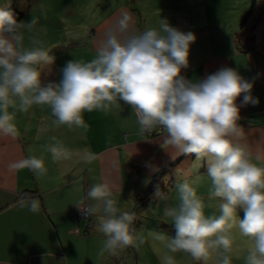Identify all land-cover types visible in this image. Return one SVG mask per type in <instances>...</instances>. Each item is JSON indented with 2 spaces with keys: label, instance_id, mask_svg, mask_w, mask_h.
Masks as SVG:
<instances>
[{
  "label": "clouds",
  "instance_id": "1",
  "mask_svg": "<svg viewBox=\"0 0 264 264\" xmlns=\"http://www.w3.org/2000/svg\"><path fill=\"white\" fill-rule=\"evenodd\" d=\"M38 20L17 22L10 4L0 6V135L17 137V112L33 106L49 108L53 124L87 130L84 113L108 114L132 106L139 132L163 129L165 142L182 155L209 159L210 198H219V215H206L203 199L188 182L177 184L178 204L164 207L175 236L153 232L165 242V264H174L175 253H186L192 260L207 264H232L233 229L252 241L245 264H264V166L254 163L248 147L241 143L244 130L238 123L240 106L256 105L252 83L232 68H221L202 80H189L181 74L189 67L193 33H184L161 20L159 29L137 31L130 14L114 18L96 54L88 62L69 61L59 82L42 81L41 65H51L54 57L35 31ZM24 30L33 33L25 39ZM42 31V29L40 30ZM55 140V138H53ZM53 160L67 159L70 153L58 143L48 146ZM94 154L85 157L86 162ZM259 159V157H257ZM11 170L47 172L43 158L35 156L12 162ZM158 195H161L159 192ZM86 207L93 215L102 210L98 225L105 237L98 255L115 253L142 245L143 235L134 227L135 213L123 210L106 183H96L87 191ZM83 200L81 204H83ZM29 210L36 212L39 202L32 200ZM243 210V218L237 210Z\"/></svg>",
  "mask_w": 264,
  "mask_h": 264
},
{
  "label": "crops",
  "instance_id": "2",
  "mask_svg": "<svg viewBox=\"0 0 264 264\" xmlns=\"http://www.w3.org/2000/svg\"><path fill=\"white\" fill-rule=\"evenodd\" d=\"M72 2L74 0H0V6L10 4L27 8L20 22L29 23L33 17L37 18L35 31L54 57L51 65L40 66L45 83L59 82L69 61L93 59L97 41L114 18L123 13L131 15L139 32L160 27V22L144 19L141 22L147 12L129 7L128 0L113 3L105 16L102 0L99 7L96 0H90L89 10L80 4L72 5ZM88 12L89 17L86 16ZM168 24L179 25L176 21ZM179 26V31L191 32L196 37L190 44L189 67L182 69L183 76L193 81L202 80L227 67L252 83L251 95L259 103L242 105L244 94L238 97L236 102L241 117L238 123L244 130L241 143L248 147L253 162L264 166V55H261L264 17L253 28L244 29L254 36L252 45L236 37L239 30L227 29L215 34L194 27L191 22ZM79 27L83 28L79 35L69 38L57 35L66 36L69 28ZM32 34L24 30L26 42ZM120 104L121 108L108 114L85 112L87 130L53 124L54 117L46 106H33L26 113H16L18 136L0 135V264H128L124 258L133 254V246L98 255L105 237L93 225H98L102 210L90 215L89 221H80L76 215L77 205L95 204L86 199V194L96 183L108 184L118 206L135 213L137 230L146 226V229L163 234L165 231L157 226L165 224V220L160 219L153 225L149 219L145 225L136 223L148 202L149 188L153 187V182L156 185L163 179L164 175L158 176L160 170L167 168L163 173L169 175L167 178L176 176L173 187L186 181L199 194L204 186L207 187L206 197L210 198L211 182L205 181V186L197 181L198 174L208 166L206 159L200 161L194 155L178 153L165 142L163 129L151 137L141 134L132 106L123 101ZM54 143L67 149L70 157L53 160L48 146ZM89 153L94 154V159L86 162ZM32 156L43 158L46 174L37 175L28 168H9L10 163ZM32 200L39 202L36 212L27 206ZM141 204L143 207L139 210ZM234 234L233 250L240 254L237 264H245L252 241Z\"/></svg>",
  "mask_w": 264,
  "mask_h": 264
},
{
  "label": "rangeland",
  "instance_id": "3",
  "mask_svg": "<svg viewBox=\"0 0 264 264\" xmlns=\"http://www.w3.org/2000/svg\"><path fill=\"white\" fill-rule=\"evenodd\" d=\"M100 1L101 0H96L97 7L100 6ZM116 1L119 0H102V6L104 9L103 16L111 10L110 7H112V4ZM89 3L91 4L90 0H74L72 5L80 4L82 7L85 6L89 10ZM128 5L129 7L131 6V8L133 7L137 10L139 9L147 12L146 16L140 19L141 22H143V19L144 21L148 20L156 23L161 22V20H166L171 23L176 21L179 25L191 22L194 27L196 26L200 29L204 28L205 30L212 33L214 32L215 34H219V32L223 33L227 29L240 31V28L243 25V31L244 29L247 30L249 26V28L254 26L260 16L264 17V0H128ZM152 12L157 13L154 15ZM86 16L89 17L90 12H88ZM97 19H99V15ZM179 25L175 24L174 28L178 29L181 27ZM262 31L264 32V27ZM82 32L83 28L81 27L78 29L69 28L66 32V36H63L61 33L60 35L59 33L57 35L58 37L69 38L70 35L76 36ZM84 35L86 36V33ZM240 39H243V37ZM261 46V55H264V42L261 43ZM199 160L203 161L202 159ZM209 162L210 160L206 159V163ZM207 165L208 164H206V166ZM206 170L207 168L198 174L200 177L197 176L199 179L197 181L201 184H205V186V181L211 182L210 178L206 175ZM167 176L169 175L164 174L162 181L156 183V187L149 188L148 191H150V194L148 195V202L145 205L143 212L140 213L139 218L136 219V223L139 221L145 225V222H147L146 219H149L148 221L150 222V225H153L154 223H157V221L161 220H165V222L163 221L165 224L172 223L171 218L164 215V207L175 206L178 204L179 194L177 186H172L175 175H171L168 178ZM203 188L204 189L200 190V195H198L204 201L205 214L219 215V205L222 201L219 200V198L212 199L206 197L207 187L203 186ZM158 192L166 198H162L161 195L157 194ZM142 198L143 197L140 196L141 200ZM136 201L137 203L140 202L138 199ZM172 225L174 226L173 223ZM164 228L166 227L164 226ZM138 232L143 235L144 243L138 247L133 246V254H129V258H124L125 263L165 264V256L169 254L167 248L165 247V242L155 239L153 236L154 231L146 229V226L138 230ZM233 232L235 233L234 235H240L239 231L235 228L233 229ZM164 233L167 236L174 237L172 232ZM172 255L174 257V264H202V262L192 260V258L186 253L178 252ZM239 262L240 254L238 251L233 250L232 264H237ZM207 264H215V259H210Z\"/></svg>",
  "mask_w": 264,
  "mask_h": 264
},
{
  "label": "trees",
  "instance_id": "4",
  "mask_svg": "<svg viewBox=\"0 0 264 264\" xmlns=\"http://www.w3.org/2000/svg\"><path fill=\"white\" fill-rule=\"evenodd\" d=\"M10 8H11V10L15 13V18H16L17 22L19 23V22L21 21L23 15H24L25 10H26L27 8L25 7V8H23V9H21V8H19V7H17V6H14V5H13V6H10ZM262 18H263V16H260V18L256 21V23H255L254 25H257V24L260 22V20H262ZM243 23H244V22H243ZM252 28H253V27H252ZM251 30H252V29H251ZM246 33H247V34H246ZM236 37H237V38H241V37H243L244 40H245L247 43L251 44V45L253 44V41H254V36L251 34V32L248 33V31L240 30V31L236 34ZM154 135H156V134H154ZM154 135H153V136H154ZM166 169H167V168H163L162 170H160L158 176L164 175L163 173L165 172ZM158 176H157V177H158ZM155 180H156V178H155ZM155 180H154V181H155ZM152 186H153V187H156V185H154V182H153V185H152ZM151 189H152V188H151ZM146 194L149 195V194H150V191H148ZM141 207H143L142 204L139 205L138 209L140 210ZM237 212H238V214L240 215V217L243 218L244 213H243L242 209H238ZM164 226H165L166 228H164ZM157 228H158V229H161V230H164L165 232H172V234L175 236V228H174V226L171 225V224H162V223H161V225L157 226ZM130 247H131V246H130ZM130 247H129V248H130Z\"/></svg>",
  "mask_w": 264,
  "mask_h": 264
},
{
  "label": "built area",
  "instance_id": "5",
  "mask_svg": "<svg viewBox=\"0 0 264 264\" xmlns=\"http://www.w3.org/2000/svg\"><path fill=\"white\" fill-rule=\"evenodd\" d=\"M136 115V114H135ZM136 118H137V116H136ZM159 132H161V129H159V128H157V129H154L151 133H145L147 136H149V137H151V136H153L154 134H157V133H159ZM83 206H85V205H83ZM82 206V207H83ZM76 215H77V217H78V219L80 220V221H85V220H88L89 221V219H90V215L89 214H87V212H86V207L85 208H81V207H79L77 210H76Z\"/></svg>",
  "mask_w": 264,
  "mask_h": 264
}]
</instances>
